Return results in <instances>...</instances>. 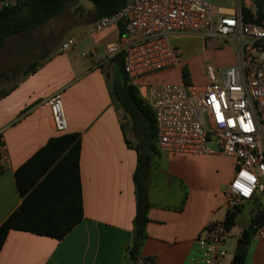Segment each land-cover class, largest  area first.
<instances>
[{"label":"crops","instance_id":"1","mask_svg":"<svg viewBox=\"0 0 264 264\" xmlns=\"http://www.w3.org/2000/svg\"><path fill=\"white\" fill-rule=\"evenodd\" d=\"M15 1L0 0V6ZM70 3L78 9V18L69 26L83 22L92 26L96 18L92 0ZM91 13L94 15L89 18ZM122 30L121 25L110 28L103 44L105 53L106 44L118 41ZM64 41L58 51L0 95V129L9 159L0 174V223L21 201L15 169L49 137L64 132L81 134L83 217L61 238L9 230L0 249V264H184L188 254L195 251L194 236L205 234L210 224L225 219L224 191L234 175V157L222 152L152 154L145 175L149 203L146 237L139 258L128 259L126 248L133 239L136 212L138 152L131 120L112 93L118 53H106L103 59L94 60L75 48V43L62 48ZM175 70L178 80L180 73ZM56 92L67 119V128L62 131L55 129L49 106H38ZM127 131L136 143L131 142ZM253 199L259 198L245 201L240 208ZM259 208L252 205L246 218L251 220ZM238 211L228 229L230 234ZM244 227L236 228L238 236ZM230 260L224 256L216 264H230ZM244 264H264L262 236L254 233L249 237Z\"/></svg>","mask_w":264,"mask_h":264},{"label":"built area","instance_id":"2","mask_svg":"<svg viewBox=\"0 0 264 264\" xmlns=\"http://www.w3.org/2000/svg\"><path fill=\"white\" fill-rule=\"evenodd\" d=\"M246 1L214 6L206 0H129L114 13L96 17L90 31L122 26L120 39L107 43L105 49L108 56L123 54L128 78L153 110L158 150L222 152L234 157V175L224 191L227 211L252 198L264 201V21L243 19L242 3L251 7ZM180 35L200 36L205 46L216 48L232 44L234 61L218 66L206 63L205 81L190 82L182 74L186 64L181 62V50L171 40ZM73 43L75 39L69 37L61 47ZM169 67L180 73L177 81L147 78ZM44 105L50 108L55 129H66L60 93L38 104ZM8 164L0 129V174ZM255 233L264 238V221L255 226ZM228 234L224 220L210 224L205 234L194 236L195 251L184 264L218 263L226 254Z\"/></svg>","mask_w":264,"mask_h":264},{"label":"trees","instance_id":"3","mask_svg":"<svg viewBox=\"0 0 264 264\" xmlns=\"http://www.w3.org/2000/svg\"><path fill=\"white\" fill-rule=\"evenodd\" d=\"M72 0H16L0 6V50L5 39L14 33L29 31L48 21ZM129 0H92L96 17L114 13ZM243 1V0H242ZM253 7L243 3L244 20L264 21V0H251ZM254 9V12L252 11ZM116 72L112 79V93L118 105L131 120V131L137 143L138 163L134 172L136 212L133 218V239L126 248V256L136 260L146 237L148 200L145 186L150 156L157 152L155 115L140 95L137 84L131 82L123 67V54L115 56ZM38 65L30 61L24 75ZM1 74L4 72L0 71ZM15 74L16 70L12 69ZM182 74L189 79L187 67ZM11 89V88H10ZM9 89V90H10ZM5 91L1 95L7 93ZM80 132H64L51 136L14 172L15 185L21 201L0 223V249L11 229L25 230L55 238L63 237L83 217V199L80 180ZM259 207H264L262 204ZM259 208V210L261 209ZM258 210V211H259ZM235 210L227 211L224 222L227 229L234 223ZM255 226H245L239 238L248 242ZM244 250L235 249L230 264H244Z\"/></svg>","mask_w":264,"mask_h":264},{"label":"rangeland","instance_id":"4","mask_svg":"<svg viewBox=\"0 0 264 264\" xmlns=\"http://www.w3.org/2000/svg\"><path fill=\"white\" fill-rule=\"evenodd\" d=\"M214 6H232L236 0H206ZM249 6L253 7L251 0L246 1ZM72 3V2H71ZM68 4L63 11L49 19L48 21L32 28L29 31L17 32L9 35L0 50V95L9 90L15 83L24 76V69L30 61L37 63L41 62L45 57L58 51V45L62 40L72 37L75 39L74 47L83 51L87 58L91 57L94 60L103 59L106 56L104 50V42L107 39V34L110 27L90 33L89 22L79 24L73 23L75 18H78V9ZM91 13L89 18L93 17ZM93 19V18H92ZM86 36L84 40L76 41ZM172 42L181 50V62L186 64L189 71V81L193 83H201L205 81L203 75V67L206 63L214 66L227 65L229 60L235 58V50L232 44H227L225 47L216 48L213 46H205L203 38L197 35H180L177 38H171ZM12 69L16 73H12ZM149 80L158 82H173L177 81L176 70L174 67H169L155 71L147 76ZM128 132V131H127ZM128 138L132 143H136V139L129 132ZM263 199H253L252 202L244 204L238 211L235 218V227L228 234L223 249L226 251L225 259H230L237 247L239 236L236 233V228L240 225L247 226L250 220L245 214L252 205L258 207L263 204Z\"/></svg>","mask_w":264,"mask_h":264},{"label":"water","instance_id":"5","mask_svg":"<svg viewBox=\"0 0 264 264\" xmlns=\"http://www.w3.org/2000/svg\"><path fill=\"white\" fill-rule=\"evenodd\" d=\"M264 221V207L261 208L254 216L253 218L250 220V223L248 224L249 227H254L260 223H262ZM246 241H244L243 239L239 238L238 239V243H237V247L236 249L238 250H244L246 247Z\"/></svg>","mask_w":264,"mask_h":264},{"label":"snow or ice","instance_id":"6","mask_svg":"<svg viewBox=\"0 0 264 264\" xmlns=\"http://www.w3.org/2000/svg\"><path fill=\"white\" fill-rule=\"evenodd\" d=\"M249 179H251V178L249 177ZM237 187H241V186L237 185ZM247 192H248V189H245V194H247Z\"/></svg>","mask_w":264,"mask_h":264}]
</instances>
